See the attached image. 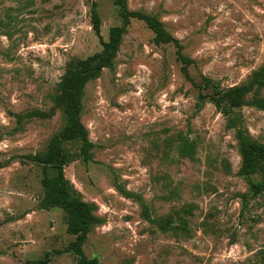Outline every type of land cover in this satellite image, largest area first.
<instances>
[{
  "label": "rangeland",
  "instance_id": "374dc122",
  "mask_svg": "<svg viewBox=\"0 0 264 264\" xmlns=\"http://www.w3.org/2000/svg\"><path fill=\"white\" fill-rule=\"evenodd\" d=\"M90 1L0 0V264H78L67 249L75 238L67 211L44 200L42 178L54 173L27 156L44 154L64 126L63 75L101 49ZM93 2L107 40L121 25L120 6ZM125 3L153 16L180 47L155 43L145 22L131 18L113 66L84 86L80 121L90 157L69 162L64 176L94 208L85 257L264 264V191L250 194L235 130L210 100L213 86L251 84L234 110L251 139L264 143V111L252 104L264 100V76L256 82L264 0ZM61 146L80 151L78 141Z\"/></svg>",
  "mask_w": 264,
  "mask_h": 264
},
{
  "label": "trees",
  "instance_id": "16d2710c",
  "mask_svg": "<svg viewBox=\"0 0 264 264\" xmlns=\"http://www.w3.org/2000/svg\"><path fill=\"white\" fill-rule=\"evenodd\" d=\"M90 2L91 27L98 37L101 49L84 59L78 60L63 75L61 99L65 101L63 106L64 126L58 133L53 135L48 150L44 154L27 156L31 160L42 163L44 168H48L54 173L52 176H48L45 172L42 178L44 200L67 211V229L75 236L74 240L68 244L67 249L77 254L78 264H99L95 259L86 258L81 248L89 227L95 222L94 208L81 199L80 193L64 176V167L69 162L79 156L85 159L90 157L88 149L92 146V143L88 140L86 131L80 121L84 86L90 79L98 75L102 68L113 66L121 36L131 18L137 17V19L145 22L154 33L153 41L155 43H173L177 47V51L180 47L177 40L165 32L159 21L153 16L137 11H129L125 0H116L121 10V25L111 27L107 40H104L100 34V20L96 12L95 2L93 0ZM182 71L187 75L186 63L182 66ZM259 73L261 77L256 79V82L260 84L263 81L261 78L264 76V65ZM208 82L209 79H206L205 85H208ZM250 88L251 84L236 86L229 90H219L213 86V95L210 100L225 117L226 125L235 130L241 158L239 174L246 179L250 194L256 196L264 191V143L251 139L247 130L242 127L240 118L234 110V108L245 103L244 96ZM203 98L204 96L199 95V99ZM252 104L259 110L264 111V100L255 99ZM69 141L80 142V151L71 155L65 152L61 144ZM253 175H260V180L254 181L252 179Z\"/></svg>",
  "mask_w": 264,
  "mask_h": 264
}]
</instances>
